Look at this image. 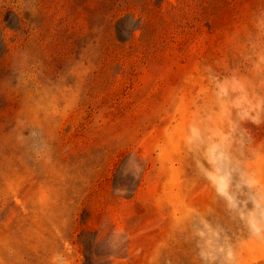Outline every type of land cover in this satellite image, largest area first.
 Wrapping results in <instances>:
<instances>
[{
  "label": "rangeland",
  "instance_id": "374dc122",
  "mask_svg": "<svg viewBox=\"0 0 264 264\" xmlns=\"http://www.w3.org/2000/svg\"><path fill=\"white\" fill-rule=\"evenodd\" d=\"M202 250L264 264V0H0V264Z\"/></svg>",
  "mask_w": 264,
  "mask_h": 264
},
{
  "label": "clouds",
  "instance_id": "9594fccd",
  "mask_svg": "<svg viewBox=\"0 0 264 264\" xmlns=\"http://www.w3.org/2000/svg\"><path fill=\"white\" fill-rule=\"evenodd\" d=\"M216 251L217 252H223L224 249H223V247H220ZM200 255H201L202 259H204L206 261V264H209V261L214 259V255L210 251L206 253L205 250H202ZM229 255H230V253H229Z\"/></svg>",
  "mask_w": 264,
  "mask_h": 264
}]
</instances>
